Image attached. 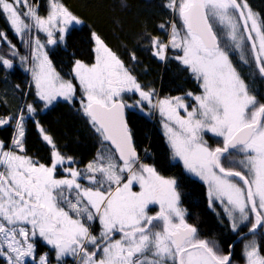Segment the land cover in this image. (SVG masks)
Here are the masks:
<instances>
[{"label": "snow or ice", "instance_id": "obj_1", "mask_svg": "<svg viewBox=\"0 0 264 264\" xmlns=\"http://www.w3.org/2000/svg\"><path fill=\"white\" fill-rule=\"evenodd\" d=\"M165 7L179 24L171 22L167 41L151 38L152 54L166 61L168 50H176L173 58L199 92L159 98L93 32L95 62L76 60L72 73L83 115L112 147L99 149L83 171L70 166L73 158L61 154L39 122L43 140L52 147L51 165L26 154L24 119L37 112L33 104L14 117L0 118V126L16 121L12 143L0 142L4 264H51L49 251L37 259L41 245L54 251L57 264L69 258L74 264H264V247L257 241V235L264 238V97L231 58L238 53L243 65L254 62L250 76L264 81V16L248 0H169ZM0 16L31 49V59L20 56V61L31 65L26 70L35 96L46 107L58 99L72 103L77 87L56 71L46 49L66 43L70 26L82 21L60 0H49L46 15L31 0H0ZM33 30L35 38L25 39ZM39 33L46 34V42ZM0 42L19 55L7 31L0 30ZM131 59L136 60L135 54ZM12 67L11 59L0 56V68ZM129 94L139 98L128 104L124 97ZM145 104L150 114L161 117L172 158L207 186L209 208L221 207V223L226 218L229 231L244 237L239 259H234V244L225 252L217 240L200 238L181 207L178 181L139 156L125 110L143 112ZM207 133L222 143L210 146ZM58 167L67 175L58 178ZM154 205L159 210L150 215Z\"/></svg>", "mask_w": 264, "mask_h": 264}, {"label": "trees", "instance_id": "obj_2", "mask_svg": "<svg viewBox=\"0 0 264 264\" xmlns=\"http://www.w3.org/2000/svg\"><path fill=\"white\" fill-rule=\"evenodd\" d=\"M37 1L40 0H31L33 3ZM60 2L82 21L79 25L70 26L66 43L49 46L47 49L53 66L64 79H74L72 68L76 60L86 64L94 62L95 41L92 33L95 32L126 66L132 68L133 75L145 86V90L155 89L159 97L184 95L189 91L199 92L197 82L173 58L179 54L176 50H168L169 59L166 61H161L152 54L151 38L160 37L162 41H167L171 22L178 18L171 8L165 7L169 0H60ZM248 3L253 11L264 16V0H248ZM160 25L165 27L161 28ZM0 30L7 31L8 39L16 48L21 46L20 37L13 34L3 16H0ZM1 45L3 48L8 46L5 42H0ZM132 54H135V61L131 59ZM0 56L13 61L11 69L0 68V118L18 115L20 113L17 111L18 105L23 99L26 105L31 103L37 109L35 114L25 118L26 154L40 163L51 164L52 147L43 140L37 128L39 122L46 134L53 138L61 154L65 158H73L74 162L70 166L83 170L106 142L90 125L88 118L80 109L82 94L79 87L76 85L77 98L72 103L57 100L46 107L43 101L35 96L32 86L26 89V71L17 62L16 56L11 52L4 55L1 48ZM231 58L246 81L253 88L258 87L260 95L264 97V81L250 76V72L255 69L254 62L251 66H246L240 62L237 54ZM135 96L129 97L137 99ZM127 122L142 160L154 164L161 175L178 181L181 207L187 210V221L197 226L200 238L217 240L225 252L228 251L229 244H234L233 256L234 259H239L242 240L235 239L240 233L233 234L229 231L226 218L224 223H221L217 213L222 211L215 212L209 208L205 185L190 176L183 166L172 158L160 122L157 119L153 120L152 114L137 109H127ZM14 128L15 119H12L9 125L0 126V142L6 146L10 145ZM64 167L69 165L65 163ZM58 174L66 175L61 168ZM257 241L264 247V238L257 235ZM45 247L43 249H47L51 256L54 251ZM41 249L39 248L38 252ZM0 264H4L2 259Z\"/></svg>", "mask_w": 264, "mask_h": 264}, {"label": "rangeland", "instance_id": "obj_3", "mask_svg": "<svg viewBox=\"0 0 264 264\" xmlns=\"http://www.w3.org/2000/svg\"><path fill=\"white\" fill-rule=\"evenodd\" d=\"M33 3V2H32ZM36 4H39L40 5V14L41 15H46V12H47V10H48V6H49V0H40V1H37L36 2ZM176 22L179 24V20H178V18L176 19ZM35 35H36V33H35V30H33L31 33H29V34H26V36H25V39H34L35 38ZM39 37H40V39H41V41L42 42H46V39H47V37H46V34H44V33H39ZM21 39V38H20ZM22 42V41H21ZM49 47V46H48ZM0 48H1V50H2V53L4 54V55H8V52H11L12 53V50L10 49V47L9 46H6V47H4L3 48V46L1 45L0 46ZM17 50H18V52H19V55H16V58H17V62L25 69V71H26V89H28L29 88V86H32V88L34 89V91H35V86H34V84L32 83V77H31V73H30V71H27L26 69L27 68H29L31 65H30V63H21V61H20V56H27V57H29V60L31 59V56H30V52H31V49L29 48V47H27L24 43H22L21 44V46L19 47V48H16ZM48 49V48H47ZM46 49V50H47ZM94 49H95V46H94ZM95 52V51H94ZM237 55H238V57H239V54L237 53ZM14 61H16V60H14ZM94 62H95V59H94ZM93 62V63H94ZM92 64V63H91ZM91 64H89V65H91ZM65 79H69V78H65ZM73 83L75 84V85H77L78 87H79V84H78V81H76L75 79H73ZM129 96H132L131 94H129V95H126L125 97H124V99H125V101L128 103V104H132V103H134V101L136 100V99H133L134 97H129ZM135 97H137V99L139 98L138 97V94L135 96ZM159 98H164V97H159ZM155 99V98H154ZM58 100H63V99H58ZM192 101H191V99H189V101H188V103H191ZM44 103V102H43ZM44 105H45V103H44ZM49 106V105H48ZM47 106V107H48ZM25 110L26 111V104H25V100L23 99L22 100V102L20 103V105H18V109H17V111L18 112H20L21 110ZM137 110H139V109H137ZM126 111H127V109H126ZM140 111V110H139ZM144 112L145 113H150V109L147 107V105L145 104V107H144ZM155 116H156V118H155ZM27 117V115L25 116V118ZM152 119L153 120H155V119H157L159 122H160V125H161V129H162V132H163V134H164V129H163V127H162V124H161V117L159 116V114L158 113H154V115L152 114ZM15 123H16V121H15ZM24 123H25V119H24ZM165 136V135H164ZM204 138H205V140H207V142H208V144L210 145V146H212V147H216V146H218V144H221L222 143V141H220L218 138H215V137H213L212 136V134L211 133H207V134H205V136H204ZM165 139H166V137H165ZM167 142V141H166ZM212 143V144H211ZM106 147H108V148H110L108 145H107V143L106 144H103L102 146H101V148L100 149H103V148H106ZM5 150H7V149H5ZM175 161H177V160H175ZM179 162V161H178ZM180 163V162H179ZM88 164V163H87ZM181 165H182V163H180ZM51 164H47L46 166H50ZM183 166V165H182ZM61 170H62V168H61ZM58 171H60V168H58L57 169V172H56V175H57V177L58 178H61V177H63V176H65V175H62V174H58ZM63 171V170H62ZM81 171H83V170H81ZM186 171V170H185ZM187 172V171H186ZM188 173V172H187ZM190 176H192L193 178H195V179H197V180H199V178L198 177H195V176H193L192 174H190V173H188ZM66 175H67V173H66ZM200 181V180H199ZM200 182H202V181H200ZM81 183H85L86 184V182L85 181H81ZM203 183V182H202ZM204 184V183H203ZM205 185V184H204ZM205 187H206V195H207V186L205 185ZM134 190H139L138 189V186L134 189ZM207 201H208V198H207ZM156 206H158V205H156ZM159 207V206H158ZM159 210V209H158ZM158 210H150L149 211V213H151V215H153L156 211H158ZM219 210H221L222 211V208L221 207H219V206H217L216 207V210H215V212H218ZM249 227H250V224H249ZM243 230H244V232L245 231H247V228H243V229H241V231L243 232ZM95 231H99V228H98V225H97V227H96V229H95ZM248 239H251V235L250 236H248ZM243 243H244V238L242 239V241H241V243H240V246H241V250H242V246H243ZM40 248H42L41 249V251H39V252H37V259H38V257H39V254L40 253H43V252H45V251H48L47 249H43V248H46L45 246H42L41 245V247ZM43 250V251H42ZM241 250H240V252H239V254H238V256L240 257V254H241ZM49 257L51 258L50 259V261H51V264H57V262H56V260H55V253L53 252V254H51V256H50V253H49ZM65 264H74V262L71 260V258H69V259H67L66 261H65ZM240 264H243V262L241 261L240 262Z\"/></svg>", "mask_w": 264, "mask_h": 264}, {"label": "water", "instance_id": "obj_4", "mask_svg": "<svg viewBox=\"0 0 264 264\" xmlns=\"http://www.w3.org/2000/svg\"><path fill=\"white\" fill-rule=\"evenodd\" d=\"M125 117H126V120H127V111L125 110ZM130 127V126H129ZM107 145L111 148L112 146L110 145V142H106ZM114 150V149H113ZM138 152V151H137ZM139 154V153H138ZM140 156V155H139ZM142 158V156H140ZM243 233H247V231L243 232ZM250 235V234H249ZM243 236L241 235H238L237 238L235 239V241H238L239 239H241ZM234 241V242H235Z\"/></svg>", "mask_w": 264, "mask_h": 264}, {"label": "flooded vegetation", "instance_id": "obj_5", "mask_svg": "<svg viewBox=\"0 0 264 264\" xmlns=\"http://www.w3.org/2000/svg\"><path fill=\"white\" fill-rule=\"evenodd\" d=\"M159 209V207L158 206H156V205H154V206H150V209H149V211L150 210H158ZM150 215H151V213H149ZM155 214V213H154Z\"/></svg>", "mask_w": 264, "mask_h": 264}]
</instances>
